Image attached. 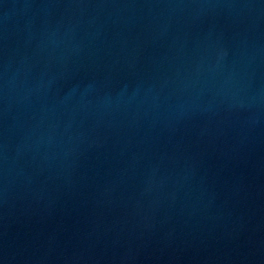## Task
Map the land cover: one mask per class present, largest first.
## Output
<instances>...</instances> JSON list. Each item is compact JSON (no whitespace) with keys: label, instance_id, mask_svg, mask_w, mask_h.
Instances as JSON below:
<instances>
[{"label":"water","instance_id":"95a60500","mask_svg":"<svg viewBox=\"0 0 264 264\" xmlns=\"http://www.w3.org/2000/svg\"><path fill=\"white\" fill-rule=\"evenodd\" d=\"M0 264H264V0H0Z\"/></svg>","mask_w":264,"mask_h":264}]
</instances>
